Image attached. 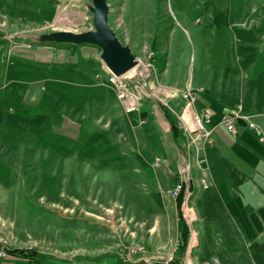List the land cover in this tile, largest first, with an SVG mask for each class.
<instances>
[{"label": "rangeland", "instance_id": "obj_1", "mask_svg": "<svg viewBox=\"0 0 264 264\" xmlns=\"http://www.w3.org/2000/svg\"><path fill=\"white\" fill-rule=\"evenodd\" d=\"M97 2L0 0V252L25 251L39 264L189 263L196 206L186 197L180 218L176 200L195 176L203 191L218 190L239 247L254 248L264 241L260 185L247 182L250 195L240 175L231 179L245 166L227 163L236 152L185 130L183 93L225 88L230 72L228 89L239 92L243 56L264 64V0H106L108 26L138 65L124 81L145 84L131 113L108 81L101 46L51 39L95 32ZM82 48L97 61L78 57ZM234 111L264 136V114L240 106L218 123Z\"/></svg>", "mask_w": 264, "mask_h": 264}, {"label": "crops", "instance_id": "obj_2", "mask_svg": "<svg viewBox=\"0 0 264 264\" xmlns=\"http://www.w3.org/2000/svg\"><path fill=\"white\" fill-rule=\"evenodd\" d=\"M81 50L83 51L77 53L78 57L82 53L84 60L88 58V61H97L95 55L96 51L94 49L82 48ZM238 64L239 67L237 70L239 71L233 73L241 79L239 92L228 89L230 85V76L232 74L230 72L226 83L222 79L219 81L220 84H226L225 88H216L214 86L208 89V93L205 91L202 94H198L194 110L197 113H204L212 117L214 125H217L213 134L216 142H218V147L222 151L226 149L228 153L231 151V147L232 150L236 152L232 156V160L229 156H226V160H228L227 163L245 164L246 167H241V173L237 175L232 174L231 179L235 182L240 178L243 179L242 188L247 190L250 195L256 194V190L254 188L255 186L249 190L247 182L251 185H254L253 183L260 185L258 186L260 187L258 195L264 196V143L256 134L248 131L243 125L238 126L240 128H237L238 130H236L235 134H228L223 126L218 125L220 118L219 113L229 107L240 106L243 108L242 112L248 115L264 114V64H262L261 61H256L249 53L244 55L242 62H238ZM257 67H259L258 70ZM241 91H243L244 94ZM224 102H228L229 104L225 105ZM164 110L163 113L165 116ZM147 112L148 111L143 108L142 115ZM190 118L191 117H189V119ZM186 119L188 120V117H186ZM238 175L241 177H237ZM188 182L189 183L184 186L185 193L182 204H184L185 198L189 195L190 198H192V200H189L191 201L190 203L196 206L193 207V212L197 215L196 227L198 237L197 243H195L194 246L188 243L190 247H187L189 251L186 255H192L193 260H188L189 263H186V261L182 263L177 261L176 264H203L206 260L213 261L216 259L220 261L215 264H249V260L255 259H257L259 263L264 264V241H259L261 243L254 246V248L259 250L258 252H256L253 247L247 248V250L243 247H239L238 244L240 243L234 238L233 233H231L228 228L233 227L230 219L233 215L229 213V209L226 210V213L223 215L217 197L218 190L216 191L213 189L214 186L211 185V193L203 191L200 180L196 176L189 177ZM214 185L216 186L217 184ZM262 202H264V200ZM257 205L261 206V209H263H260L261 211L259 210L257 213L256 224L257 226L264 227V203L262 204L261 201H259ZM237 211H240V209L235 211L231 210V212H235V214ZM186 222L187 224L189 223L188 221ZM193 247H195V249H193ZM135 263L139 262L135 261ZM0 264L39 263L36 258L28 259L17 255H10L5 260L0 259Z\"/></svg>", "mask_w": 264, "mask_h": 264}, {"label": "built area", "instance_id": "obj_3", "mask_svg": "<svg viewBox=\"0 0 264 264\" xmlns=\"http://www.w3.org/2000/svg\"><path fill=\"white\" fill-rule=\"evenodd\" d=\"M136 75L134 77L130 78L134 80ZM108 81L112 86V89L116 92L117 98L122 102L125 103L126 106V112L131 113V112H139V109L141 106L136 105L134 102L133 98V92L126 91L125 89H122V87L118 86L116 84L115 78H112L111 73L108 75ZM142 81H136V89H145ZM198 92H204V88H199V89H192L191 87H188V89L183 93L184 98L186 99L187 102V114H185V121L184 122V128L185 130L189 132L196 131L198 132V135L201 137L206 138L209 140L211 143L210 136L215 130L216 126L213 125V121L210 116L204 113H197L194 110V106L197 102V93ZM145 96H147L146 91L144 90ZM186 117H194V127H187L186 126ZM239 122L245 123L246 127L249 128L250 130L253 131L254 134H256L262 142H264V136H262V130L259 127V125L251 120L250 117L245 116L241 114L240 112L234 111L230 112L227 115L223 116L219 125H223L225 130H227L228 133L235 134L236 131V126L238 125ZM261 135V136H260ZM189 180V177L188 179ZM201 185L206 187V180L202 179L201 180ZM181 188H183V183L181 182L180 185L178 186V192L181 191ZM189 197V195H188ZM187 197V198H188ZM7 255L3 252H0V259L6 258ZM216 261H218L216 259ZM210 264V263H207Z\"/></svg>", "mask_w": 264, "mask_h": 264}, {"label": "water", "instance_id": "obj_4", "mask_svg": "<svg viewBox=\"0 0 264 264\" xmlns=\"http://www.w3.org/2000/svg\"><path fill=\"white\" fill-rule=\"evenodd\" d=\"M96 13V31L89 34L75 35L67 33L54 35V41H70L75 44L92 43L103 48V60L107 67L116 75H122L130 71L136 64L130 50L121 46L107 22L108 6L106 0H98Z\"/></svg>", "mask_w": 264, "mask_h": 264}, {"label": "bare ground", "instance_id": "obj_5", "mask_svg": "<svg viewBox=\"0 0 264 264\" xmlns=\"http://www.w3.org/2000/svg\"><path fill=\"white\" fill-rule=\"evenodd\" d=\"M137 68H138V65L137 64H135V66L128 72V73H125L126 74V76L125 77H127V78H129L130 76L131 77H134L135 75H137ZM111 73V75H112V78H115V80H116V84L118 85V86H120V87H122V89H125L126 91H133V98H134V102H135V104L136 105H139L140 104V101H141V96H142V93H140V91H138V89H136V82H125L124 81V75L125 74H123V75H120V76H118V75H115V74H113L112 72H110ZM139 74V73H138ZM124 77V78H123ZM211 117V116H210ZM193 119V120H192ZM211 119H212V117H211ZM185 121V120H184ZM190 121L191 122H187L186 121V126L187 127H192L191 125H193L194 126V117H191L190 118ZM212 121H213V119H212ZM189 124V125H188ZM213 125H214V122H213ZM218 125H219V123H218ZM217 126V125H216ZM220 126H222V125H220ZM193 132H196V131H193ZM193 132H191V133H193ZM213 133H214V131H213ZM211 134V136H210V139H211V143L214 141V134ZM196 134L198 135V132H196ZM198 136H200V135H198ZM201 137V136H200ZM201 138H203V137H201ZM206 139V138H205ZM207 140V139H206ZM209 141V140H208Z\"/></svg>", "mask_w": 264, "mask_h": 264}, {"label": "trees", "instance_id": "obj_6", "mask_svg": "<svg viewBox=\"0 0 264 264\" xmlns=\"http://www.w3.org/2000/svg\"><path fill=\"white\" fill-rule=\"evenodd\" d=\"M165 111V116L167 118V120L170 122L171 124V128H172V131H175L176 127H175V122L173 121V119L171 118V116L169 115V113ZM184 193L185 191H183L181 194H180V197L176 200V205H177V209H178V214H179V217L181 218L182 217V213H181V205H182V201H183V196H184ZM182 237L184 239H187V233H184L182 232ZM12 255H17V256H20L22 258H28V259H31V258H34L31 254L29 253H26L25 251H19V252H13Z\"/></svg>", "mask_w": 264, "mask_h": 264}]
</instances>
